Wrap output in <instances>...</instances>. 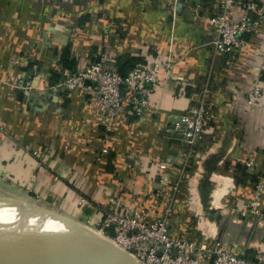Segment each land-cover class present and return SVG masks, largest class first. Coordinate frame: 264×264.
<instances>
[{
	"label": "crops",
	"instance_id": "crops-1",
	"mask_svg": "<svg viewBox=\"0 0 264 264\" xmlns=\"http://www.w3.org/2000/svg\"><path fill=\"white\" fill-rule=\"evenodd\" d=\"M222 9L223 0H0V197L96 221L167 213L173 236L264 264V24L229 65L207 19ZM65 48L72 67L107 51L117 63L170 57L156 113L95 126L88 95L58 86ZM200 97L212 121L189 158L164 128Z\"/></svg>",
	"mask_w": 264,
	"mask_h": 264
},
{
	"label": "built area",
	"instance_id": "built-area-1",
	"mask_svg": "<svg viewBox=\"0 0 264 264\" xmlns=\"http://www.w3.org/2000/svg\"><path fill=\"white\" fill-rule=\"evenodd\" d=\"M234 7L240 8L241 14L232 17ZM207 19L214 34L215 52L233 65L246 45L247 35L264 24V5L256 0H223L222 11L208 14ZM145 56L144 63L121 74L117 59L108 51L94 54L83 66L63 69L59 73L58 86L67 95L75 90L86 93L96 107L94 125H103L108 130L116 119L137 120L154 115L159 103L156 107L152 95L163 79L168 78L173 64L170 57L162 59L158 52L149 51ZM259 97L258 90H253L249 98L253 101ZM211 121V106L200 97L191 101L183 114L172 117L164 133L179 138L190 158L206 137ZM99 226L97 231L100 234L130 252L141 264H255L242 255L223 249L220 242L209 247L173 236L167 213L153 219L144 210L108 211Z\"/></svg>",
	"mask_w": 264,
	"mask_h": 264
},
{
	"label": "water",
	"instance_id": "water-1",
	"mask_svg": "<svg viewBox=\"0 0 264 264\" xmlns=\"http://www.w3.org/2000/svg\"><path fill=\"white\" fill-rule=\"evenodd\" d=\"M1 200L13 205L18 212L0 229V264L37 261L49 250L54 236L79 242L85 249L106 256L111 264H141L113 240L73 217L45 205L27 207L10 197Z\"/></svg>",
	"mask_w": 264,
	"mask_h": 264
},
{
	"label": "bare ground",
	"instance_id": "bare-ground-1",
	"mask_svg": "<svg viewBox=\"0 0 264 264\" xmlns=\"http://www.w3.org/2000/svg\"><path fill=\"white\" fill-rule=\"evenodd\" d=\"M12 199L21 201L27 207L42 206L41 204H34L22 198ZM17 212V209L11 204H0V229L10 223L16 217ZM31 264H111V262L106 256L85 249L79 242L62 236H54L49 250L40 259Z\"/></svg>",
	"mask_w": 264,
	"mask_h": 264
},
{
	"label": "trees",
	"instance_id": "trees-1",
	"mask_svg": "<svg viewBox=\"0 0 264 264\" xmlns=\"http://www.w3.org/2000/svg\"><path fill=\"white\" fill-rule=\"evenodd\" d=\"M61 63L66 67V68H74L72 67L74 61L73 60H70L69 59V51H68V48H65L63 51H62V54H61ZM144 63V59H129V60H126L125 62H121V63H117V67H118V71L121 73V74H126L127 72H129L132 68L140 65Z\"/></svg>",
	"mask_w": 264,
	"mask_h": 264
},
{
	"label": "rangeland",
	"instance_id": "rangeland-1",
	"mask_svg": "<svg viewBox=\"0 0 264 264\" xmlns=\"http://www.w3.org/2000/svg\"><path fill=\"white\" fill-rule=\"evenodd\" d=\"M4 197L8 198V197H11V196L4 195ZM30 202L34 203V204H41L43 206L45 205V203L43 204V203H41L39 201H35V200L34 201H30ZM2 203H3V201L0 198V204H2ZM47 205L49 207H53L54 209L59 210V208H58L56 203H50L49 202V203H47ZM73 218H75L76 220L80 221L81 223L93 228L94 230H98L99 227H100L99 225H101V219L98 220V221H96L95 219H89V217H87V215L84 214V213H82V214L79 213L76 217H73ZM102 220H103V218H102Z\"/></svg>",
	"mask_w": 264,
	"mask_h": 264
}]
</instances>
